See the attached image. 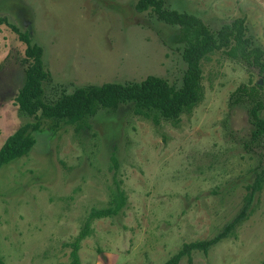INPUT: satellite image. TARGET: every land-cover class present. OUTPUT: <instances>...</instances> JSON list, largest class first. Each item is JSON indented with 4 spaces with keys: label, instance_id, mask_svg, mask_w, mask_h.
I'll return each mask as SVG.
<instances>
[{
    "label": "rangeland",
    "instance_id": "374dc122",
    "mask_svg": "<svg viewBox=\"0 0 264 264\" xmlns=\"http://www.w3.org/2000/svg\"><path fill=\"white\" fill-rule=\"evenodd\" d=\"M136 0H0V16L42 48L50 74L44 99L77 85L138 80L181 83L182 44L174 25L133 7ZM210 28L237 16L264 50V0H163ZM0 22V144L33 115L18 110L24 42ZM202 99L176 123L154 122L129 103L100 108L89 126L46 119L27 153L0 165V257L4 264H68L70 241L91 207L118 187L113 214L90 220L78 242L80 264H159L183 242L211 237L243 203L264 143L247 142L249 97L229 96L261 79L257 69L220 51L202 61ZM260 95L264 97L261 79ZM238 93V92H237ZM264 117V108L259 111ZM247 142L246 144H244ZM113 156L114 160L111 159ZM264 255V186L246 215L205 251L175 264H257Z\"/></svg>",
    "mask_w": 264,
    "mask_h": 264
},
{
    "label": "trees",
    "instance_id": "16d2710c",
    "mask_svg": "<svg viewBox=\"0 0 264 264\" xmlns=\"http://www.w3.org/2000/svg\"><path fill=\"white\" fill-rule=\"evenodd\" d=\"M133 7L138 11L146 10L163 23L175 26L172 39L182 44L180 55L185 62L178 86L169 83L164 77L147 74L138 80L77 85L68 92L61 91L54 98L45 100L44 88L51 79L48 70L43 66L41 46L32 42L25 30H20L15 24L5 21L4 16H0V22L5 21L24 42V55L21 58L24 77L13 94V102L18 110L34 117L33 121L23 122L4 137L0 144V165L27 153L35 140L33 131L40 130L46 119L53 123L59 120L71 123L78 130L89 126V118L97 109L112 111L119 104L129 103L134 113L149 117L154 122L161 117L176 123L180 113L189 112L202 99L201 64L215 51L222 52L234 61L255 67L264 81V50L246 34L243 16L234 17L217 29H210L198 15L169 7L163 0H136ZM261 87L256 79L249 85L238 84L229 95L236 93L235 100L240 99L241 92L249 97L246 110L251 126L247 142L264 143V117L259 115V111L264 108ZM111 159L114 160L113 156ZM252 170L253 179L245 184L243 203L237 213L211 237L183 242L177 251L159 264H175L182 254L188 255L192 249L205 251L212 243L226 236L245 217L253 192L264 186V150ZM124 198L122 190L117 187L104 207L89 209L82 227L70 241L68 264H80L78 242L89 232L90 220L115 213ZM0 264H4L1 257ZM257 264H264V255Z\"/></svg>",
    "mask_w": 264,
    "mask_h": 264
},
{
    "label": "water",
    "instance_id": "95a60500",
    "mask_svg": "<svg viewBox=\"0 0 264 264\" xmlns=\"http://www.w3.org/2000/svg\"><path fill=\"white\" fill-rule=\"evenodd\" d=\"M261 79H258V82H260Z\"/></svg>",
    "mask_w": 264,
    "mask_h": 264
}]
</instances>
